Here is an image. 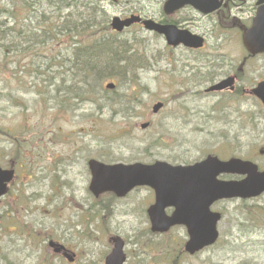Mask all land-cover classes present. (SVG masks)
<instances>
[{"label": "rangeland", "instance_id": "rangeland-1", "mask_svg": "<svg viewBox=\"0 0 264 264\" xmlns=\"http://www.w3.org/2000/svg\"><path fill=\"white\" fill-rule=\"evenodd\" d=\"M35 1L30 4L33 12L25 10L22 0H0V29L14 27L5 38L0 36V47L7 50H0V164L16 169L0 199V264H104L112 235L124 239L125 264H264V195L218 202L214 208L223 213L218 240L188 254L182 248L184 229L150 231L143 212L146 191L94 198L88 190L91 157L176 164L216 154L264 167L261 104L253 99L238 104L231 95L205 92L226 68L203 57L216 44L235 49L237 30L224 23L226 18L220 23L191 6L165 15L164 0H78L73 6L65 0ZM132 13L175 22L204 35L206 45L196 51L171 48L160 34L140 24L118 34L109 28L113 16ZM42 15L48 19L41 20ZM65 20L66 29L69 20L86 21L95 23L88 31L96 36L126 40L142 56V65L120 78H102L69 55L87 44L85 35L60 33L56 41L35 43L45 37L39 36V26ZM85 28L86 23L77 30ZM57 42L65 43V49ZM112 80L117 87L104 88ZM158 101L163 107L153 113ZM143 122L149 127L141 129ZM49 238L75 252L74 263L50 255Z\"/></svg>", "mask_w": 264, "mask_h": 264}, {"label": "water", "instance_id": "water-1", "mask_svg": "<svg viewBox=\"0 0 264 264\" xmlns=\"http://www.w3.org/2000/svg\"><path fill=\"white\" fill-rule=\"evenodd\" d=\"M215 1L167 0L164 9L166 12H171L190 3L201 11L208 12L212 9L211 3ZM139 20L138 16L124 20L114 17L111 25L121 30L124 26ZM143 24L148 29L164 33L168 43L173 45L182 42L188 46L199 47L203 42L201 37L191 34L188 30L177 29L173 24L161 25L152 20H144ZM243 38L247 45L255 47L257 51L264 50V4L258 7L253 23ZM251 46L249 47L252 48ZM218 87L220 88V85L210 89ZM255 92L264 103V92L262 90ZM160 106V103L155 104L153 111H157ZM146 125L144 123L141 126ZM89 167L91 170L89 188L95 194L113 191L117 195H124L137 185L152 187L155 191V203L148 212L153 228L166 230L173 224H185L190 235L186 248L192 252L216 239L215 224L220 215L209 210L213 201L222 197H250L264 190V171L258 172L255 164L238 158L220 161L217 157L208 156L191 165H171L164 161H155L152 164L135 162L108 165L90 160ZM221 172L246 174V177L239 182L219 181L216 177ZM12 177L13 170L0 167V195L5 192L6 182ZM167 206L175 207L169 217L163 212ZM115 241L119 242L107 258V264H120L123 258L121 241L118 238Z\"/></svg>", "mask_w": 264, "mask_h": 264}, {"label": "flooded vegetation", "instance_id": "flooded-vegetation-1", "mask_svg": "<svg viewBox=\"0 0 264 264\" xmlns=\"http://www.w3.org/2000/svg\"><path fill=\"white\" fill-rule=\"evenodd\" d=\"M257 7V0H223L216 11L208 14V16H216L220 23L222 22L221 18H226L224 23L228 26L234 27L237 30V35L240 39V42L235 49L229 47L225 48L223 44H216L214 50L210 52V55H205L207 60H217L226 68L223 71L222 76L215 81L216 83L223 80V78H227L230 81L233 79L231 85L226 86L224 90H221L218 93L224 94L223 96L225 97L228 95L233 96L238 104L242 103L244 100L256 99L257 96L253 93V89L259 82L264 81V51H250L241 42V36L244 30L242 27H246L251 23ZM241 13H245L248 16L242 18L237 15ZM256 75L258 77L256 79L253 78ZM252 78L255 80H252ZM62 163L65 164V161ZM142 189L143 188L139 187L135 188L132 193L140 192ZM148 195L150 199L151 191H149ZM171 210L172 208L167 209L168 212ZM53 240L62 242L57 239ZM66 249L68 248L66 247ZM49 253L50 255L55 254L57 258L65 259V249L64 251L61 250L57 253H53V251H49Z\"/></svg>", "mask_w": 264, "mask_h": 264}, {"label": "trees", "instance_id": "trees-1", "mask_svg": "<svg viewBox=\"0 0 264 264\" xmlns=\"http://www.w3.org/2000/svg\"><path fill=\"white\" fill-rule=\"evenodd\" d=\"M75 1L78 0H65V4L68 6H73ZM31 2H36L35 0H22L21 5L25 6V10H33L30 7ZM6 10V9H4ZM7 13L10 14L8 11ZM11 15V14H10ZM48 18L45 16L42 20H47ZM86 23V29L89 30L93 23H87L86 21L76 22L69 20L67 24L69 28L66 29V20L65 24L62 22L61 24H54L53 26L45 25L43 29V36L48 33V31L52 32L56 38V35L59 33H63V28L65 29V34L70 35H83L82 30H77L80 26ZM14 28V27H11ZM10 28V29H11ZM89 35V32H87ZM0 36L5 38L8 36L4 30L0 31ZM49 37V35H46ZM45 38L39 40V42H44ZM127 43L126 41H119L113 39L112 37L101 36L98 39L91 41L84 46L75 47L72 50V53H69L72 58H75V64L78 63V66H81L83 70H87L89 72H94L95 74L101 73L103 77H123L125 73H133V70L142 65V56L132 51L131 48L128 47L126 49ZM0 47L1 53H7L6 47ZM52 66V64H49Z\"/></svg>", "mask_w": 264, "mask_h": 264}]
</instances>
